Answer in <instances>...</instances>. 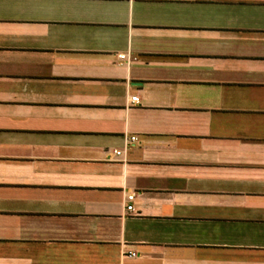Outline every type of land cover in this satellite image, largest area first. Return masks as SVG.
<instances>
[{
	"label": "crops",
	"instance_id": "0c3cea01",
	"mask_svg": "<svg viewBox=\"0 0 264 264\" xmlns=\"http://www.w3.org/2000/svg\"><path fill=\"white\" fill-rule=\"evenodd\" d=\"M0 264H264V0H0Z\"/></svg>",
	"mask_w": 264,
	"mask_h": 264
},
{
	"label": "built area",
	"instance_id": "2783aa9c",
	"mask_svg": "<svg viewBox=\"0 0 264 264\" xmlns=\"http://www.w3.org/2000/svg\"><path fill=\"white\" fill-rule=\"evenodd\" d=\"M135 101H137V97H133L131 100V102H135ZM114 154L118 156V155H120V152H114ZM133 199H134V194L129 195L127 198V201L129 203L127 205L128 211H133V209H134L133 204H132ZM135 256H136V254H129V257H135Z\"/></svg>",
	"mask_w": 264,
	"mask_h": 264
}]
</instances>
